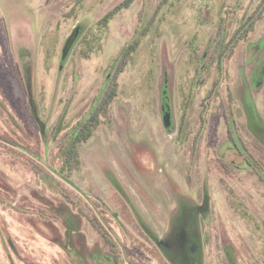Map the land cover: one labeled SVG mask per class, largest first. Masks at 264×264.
Listing matches in <instances>:
<instances>
[{"label":"rangeland","instance_id":"rangeland-1","mask_svg":"<svg viewBox=\"0 0 264 264\" xmlns=\"http://www.w3.org/2000/svg\"><path fill=\"white\" fill-rule=\"evenodd\" d=\"M123 1L0 0V264H101L108 253L97 222H109L120 242L119 259L107 264H168L157 240L146 244L141 230L163 235L170 228V237L182 240L186 225L198 233L196 222L207 242L204 264H216L229 249L238 264H264V187L237 166L243 156L223 146L230 110L247 121L240 78L245 60L259 52L264 63V13L223 71L213 66L196 79L220 26L230 36L264 0H136L103 24ZM145 16L149 34L120 74L108 115L69 168L66 138L107 89L115 59ZM76 27L82 32L63 61ZM24 46L33 53L30 84L19 56ZM248 69L251 95L264 113V73ZM202 111L206 126L194 167L190 144ZM204 188L211 210L197 219L190 209L203 204Z\"/></svg>","mask_w":264,"mask_h":264},{"label":"flooded vegetation","instance_id":"flooded-vegetation-1","mask_svg":"<svg viewBox=\"0 0 264 264\" xmlns=\"http://www.w3.org/2000/svg\"><path fill=\"white\" fill-rule=\"evenodd\" d=\"M245 20L239 25L237 30L234 33H232L230 36H229V28L225 24H222L220 26L219 32H218L219 36L216 38V41L213 47L211 60L208 63L209 65L206 64L204 68L202 69V72L196 77L197 82L198 81L202 82L205 78H207L206 76L213 66H217L219 70L223 71L225 58L226 59L229 58L241 46L243 42L248 41L249 34L246 31V29H248V24L245 22ZM81 32L82 31H80V34ZM261 42L264 44V40H261ZM263 44H260L261 50L263 48ZM258 53L256 56L254 57L252 56L253 58L250 57L251 60H245V62L243 63V67H244L243 73L241 74V78H240L243 81V85L241 86L239 93H240V97L242 99L243 105L245 107V110H246V120H247L246 124L240 123L237 120V118L234 117V111L233 109H231L230 110L231 114L229 113V116L228 114L226 115L227 116V128H226V138L224 140L223 146L224 145L231 146L232 148L231 151H236L237 153L242 155L243 160L241 164L237 166L239 168L240 166H243L245 167V169L251 171L256 176L259 183L264 187V156H263L264 155L263 154L264 153V141H263L264 113L260 112L257 109L255 102L253 100V97L251 95L252 93L250 90L249 80L251 79L252 81V78L250 77L249 79L246 73H244L249 67L250 68L248 70L252 74H254L256 70L258 73H264V63L262 65L261 57L258 55ZM19 56L21 58V64H22L23 71L25 73L26 81L28 84H30L32 67L29 64V61L33 57V53L29 47L24 46L20 49ZM253 59H255V62L253 61ZM249 61H251L252 63L250 66L246 64V63L249 64ZM217 82L218 81H213L210 94L202 101L203 107L207 106L209 98L212 97V94L214 90L216 89L215 86H217L216 84ZM231 90H232V87H231ZM229 97L230 98L232 97L231 94H229ZM30 100H31V97H30ZM229 107L232 108L230 104H229ZM33 109H35L37 112V116H35L34 113L33 115L34 117H36L38 121V119L40 118L39 112L36 107H33ZM199 120H200L199 128L197 129L192 139V142L190 144L191 159L188 161L194 167L196 164L195 157L197 155L196 152L198 149V142H199L200 137L203 135L205 126H206L205 111H202L200 113ZM178 135L181 137H184L183 132H178ZM43 136H44V141L45 142L48 141L49 137H48L46 128H45V132L43 133ZM182 140H184V138H182ZM216 154L217 152L215 153V155ZM183 161L184 163H186L185 160ZM221 162L224 166L227 165L226 161L221 160ZM204 192L205 194H204L203 204L200 207H196L192 210L190 209L191 217H194L197 219L199 218L204 219V217H206L210 213L211 209L208 208V204L211 200V195L208 192V190H206L205 188H204ZM102 199L103 200L101 204H104V205L107 204L105 201V198L102 197ZM206 201H207V204L205 205ZM184 206L185 204L182 205L181 207L185 208ZM204 207L205 209H203ZM185 210H187V207L185 208ZM74 215L77 217L76 225L78 227L79 217L76 214ZM107 224H104L101 222L93 223V226L98 227L97 232H99L100 236L103 239V250H105V252L108 253V256L103 255L102 253L103 260L98 261L101 264L109 263L108 259L111 260V258L113 261L114 260L117 261L120 256L119 253H121L119 249L120 247L119 239L111 231H109L110 227L107 226ZM196 224L198 227V233L195 234L191 232L190 226L186 225L185 230L190 231V232L188 233L185 232L184 238L182 240H179V238H176V237L171 238L170 235L168 234V229L170 228L166 229L167 232L165 231L166 233L163 235H157V233H154L152 229L146 225L144 226L145 228L141 231L145 233L144 242L146 244H149L150 241L152 242L154 239L157 240L156 242L157 247L159 248V251L161 252L162 256L164 257L165 261L168 264H204V258H205V253H206L204 250V243L207 244V242L203 240V236L201 234L202 233L201 225L203 224L201 223L200 225L199 222H196ZM74 230H78V228ZM68 236H71L70 232L68 233ZM232 253H233V250L229 249L227 252V256H225V258H223L220 261V259L218 260L219 258L218 257L217 259H215L213 263L238 264L237 259L234 260V257H232L231 255ZM93 257L94 258L96 257L95 254L93 255ZM232 258H233V261H231ZM252 263L256 264L254 260Z\"/></svg>","mask_w":264,"mask_h":264},{"label":"trees","instance_id":"trees-1","mask_svg":"<svg viewBox=\"0 0 264 264\" xmlns=\"http://www.w3.org/2000/svg\"><path fill=\"white\" fill-rule=\"evenodd\" d=\"M135 1L136 0H124L115 7V9L108 12L101 19V22L103 24H108L118 12L125 8H129ZM263 13L264 4L262 3L258 9L253 11L249 17H247L245 22L248 24V29H246L248 34L255 29V26L262 18ZM138 26L139 27L136 28L133 38L122 48L118 57L115 59L113 68L116 72L113 76L111 75L107 78V89H105L104 93L98 97L96 104L93 105L94 107L87 113V115L72 127L69 136L66 138L63 152L65 165L69 166V168L73 165L75 159L78 160L81 144L87 142L92 137V135L98 130L103 117L108 115L110 106L117 95L119 76L124 72L129 59L138 51L144 38L149 34L151 22L148 21L147 16H145L142 20V24ZM46 143H48V141H46Z\"/></svg>","mask_w":264,"mask_h":264},{"label":"water","instance_id":"water-1","mask_svg":"<svg viewBox=\"0 0 264 264\" xmlns=\"http://www.w3.org/2000/svg\"><path fill=\"white\" fill-rule=\"evenodd\" d=\"M80 34V28L79 27H76L75 30L72 32V34L69 36V38L67 39L66 41V44L64 46V50H63V56H62V59H66V57L68 56L75 40L77 39L78 35ZM30 97L32 98V94L30 95ZM33 113L35 116H37V112L35 109H33ZM38 123L40 124V127H41V131L42 133L45 132V123L39 118L38 119ZM207 204V201L205 203V205ZM205 209V207L203 208Z\"/></svg>","mask_w":264,"mask_h":264}]
</instances>
